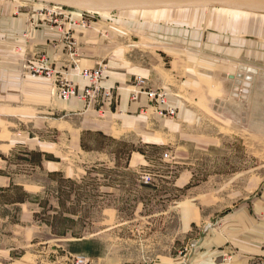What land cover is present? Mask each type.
Segmentation results:
<instances>
[{
	"label": "crops",
	"instance_id": "1",
	"mask_svg": "<svg viewBox=\"0 0 264 264\" xmlns=\"http://www.w3.org/2000/svg\"><path fill=\"white\" fill-rule=\"evenodd\" d=\"M60 29L40 4L0 0V264H264V165L243 173L238 74L108 19ZM41 62L80 90L101 67L109 98L61 100L32 75ZM93 174L101 221L59 231L64 203L83 204L63 184Z\"/></svg>",
	"mask_w": 264,
	"mask_h": 264
},
{
	"label": "rangeland",
	"instance_id": "2",
	"mask_svg": "<svg viewBox=\"0 0 264 264\" xmlns=\"http://www.w3.org/2000/svg\"><path fill=\"white\" fill-rule=\"evenodd\" d=\"M139 13L141 14L95 15L94 19H90V25L99 19H108L133 33L141 42L202 52L204 58L216 66L218 72L226 75L234 71L238 74L241 79L238 86H243L237 90L243 96V173L247 170L256 172V168L264 165V17L220 10L195 14ZM74 17L76 20L79 18L77 15ZM62 23L60 30L67 29V34H71L78 27L70 22ZM56 28L59 29V26L56 25ZM244 35L248 38H243ZM232 64H241L243 68L238 70ZM40 77L49 80L46 76ZM161 95L163 101L159 103L164 104L165 95ZM160 113L168 117L175 114L169 108ZM257 148L263 151H257ZM96 178L95 174L89 176L87 185L82 190L68 183L63 184V200L67 201V192L68 196L69 193L76 192L82 198L83 204L64 203L56 221L59 231L68 229L72 234H79L91 233L96 229L95 225L102 219L100 209L108 204L96 200ZM72 214H79V218L70 219L65 216Z\"/></svg>",
	"mask_w": 264,
	"mask_h": 264
},
{
	"label": "water",
	"instance_id": "3",
	"mask_svg": "<svg viewBox=\"0 0 264 264\" xmlns=\"http://www.w3.org/2000/svg\"><path fill=\"white\" fill-rule=\"evenodd\" d=\"M97 16L148 13H204L230 10L264 16V0H24ZM247 39L248 36L244 35ZM260 40L259 38H256ZM263 41V40H262Z\"/></svg>",
	"mask_w": 264,
	"mask_h": 264
},
{
	"label": "built area",
	"instance_id": "4",
	"mask_svg": "<svg viewBox=\"0 0 264 264\" xmlns=\"http://www.w3.org/2000/svg\"><path fill=\"white\" fill-rule=\"evenodd\" d=\"M44 7L45 11L51 18L53 24L61 27L64 22H70L71 25H78L82 28H87L90 25V19H94V15L92 14H83V13H75L68 10H64L54 6H46ZM74 15H77L78 20L74 19ZM73 43L69 45L72 46ZM45 63L41 62L40 67L31 66L30 71L34 76H46L47 78L53 80L55 84L57 96L63 100L67 101L71 98H76L81 100L82 102H87L88 104L91 102H95L97 98H100L102 101L106 98H109V94L103 91L101 87V81L103 79V69L101 67H96L93 69H83L80 72V77L85 80L87 85L81 90L72 83L63 80L60 74H57L53 69H48L45 66ZM142 83V82H140ZM148 97L154 102H162L161 93L149 92L147 93ZM173 112H171L172 114ZM164 158H168V154H163ZM141 181L143 184L148 185L152 182V175L149 173H143L141 175ZM75 264H85V260L83 258H75Z\"/></svg>",
	"mask_w": 264,
	"mask_h": 264
},
{
	"label": "bare ground",
	"instance_id": "5",
	"mask_svg": "<svg viewBox=\"0 0 264 264\" xmlns=\"http://www.w3.org/2000/svg\"><path fill=\"white\" fill-rule=\"evenodd\" d=\"M220 11H227V13H236L238 15H243V14H250V13H242V12H237V11H230V10H220ZM130 15L134 14V13H137V14H140L139 12H128ZM251 15H254V14H251ZM256 16H260V15H256ZM74 17V16H73ZM264 17V16H262ZM83 81H85L84 79H82Z\"/></svg>",
	"mask_w": 264,
	"mask_h": 264
}]
</instances>
